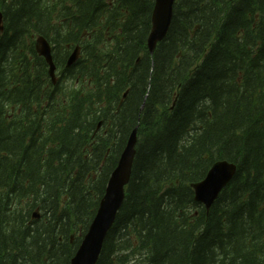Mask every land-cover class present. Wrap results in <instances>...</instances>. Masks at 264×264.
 Instances as JSON below:
<instances>
[{"label":"trees","instance_id":"16d2710c","mask_svg":"<svg viewBox=\"0 0 264 264\" xmlns=\"http://www.w3.org/2000/svg\"><path fill=\"white\" fill-rule=\"evenodd\" d=\"M153 5L0 0V264L70 263L137 124L96 264H264V0H175L150 54ZM217 161L236 171L205 210Z\"/></svg>","mask_w":264,"mask_h":264},{"label":"water","instance_id":"95a60500","mask_svg":"<svg viewBox=\"0 0 264 264\" xmlns=\"http://www.w3.org/2000/svg\"><path fill=\"white\" fill-rule=\"evenodd\" d=\"M175 0H154L151 13V30L147 37V49L153 53L156 45L166 36L173 15ZM3 30L2 16L0 15V32ZM35 50L48 66V74L55 84L56 66L52 59L51 46L45 38L39 36L35 40ZM80 50L76 47L69 55L66 68L72 67L79 58ZM137 126L131 131L126 146L112 171L103 197L96 213L82 238V241L70 260V264H96L104 239L114 224L116 215L123 203L125 187L127 186L135 156L137 143ZM236 167L227 161H217L208 170L203 180L191 184L195 202L209 210L218 198L221 191L230 183Z\"/></svg>","mask_w":264,"mask_h":264},{"label":"rangeland","instance_id":"374dc122","mask_svg":"<svg viewBox=\"0 0 264 264\" xmlns=\"http://www.w3.org/2000/svg\"><path fill=\"white\" fill-rule=\"evenodd\" d=\"M58 76L56 75V78H57Z\"/></svg>","mask_w":264,"mask_h":264}]
</instances>
